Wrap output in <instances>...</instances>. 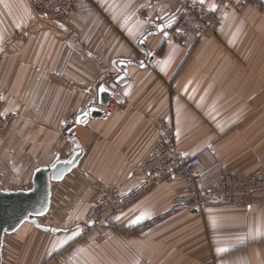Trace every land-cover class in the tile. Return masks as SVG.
<instances>
[{"label":"crops","instance_id":"1","mask_svg":"<svg viewBox=\"0 0 264 264\" xmlns=\"http://www.w3.org/2000/svg\"><path fill=\"white\" fill-rule=\"evenodd\" d=\"M186 1L79 0L55 22L31 0H0V104L18 114L0 142V186L29 188L37 167L84 149L40 218L58 231L25 222L7 235L3 264H264V194L179 203L188 182L176 175L85 231L93 184L119 194L138 186L160 120L183 155L199 156L205 183L264 168V9L203 0L226 21L217 36L183 44L164 24ZM120 61L128 82L116 92ZM102 83L115 109L77 124Z\"/></svg>","mask_w":264,"mask_h":264},{"label":"built area","instance_id":"2","mask_svg":"<svg viewBox=\"0 0 264 264\" xmlns=\"http://www.w3.org/2000/svg\"><path fill=\"white\" fill-rule=\"evenodd\" d=\"M79 0H31L37 14L50 21H65L76 9ZM229 9H239L247 0H220ZM225 18L196 0H187L184 10L168 18L165 32L168 37L186 44L199 43L217 32ZM121 90L117 85L116 92ZM106 111H113L115 105L109 103ZM18 117L15 112H6L0 104V142ZM160 137L154 153L143 164L144 177L138 186L119 194L102 181L93 185L90 212L86 218L85 231L106 224L116 213L141 198L162 181L180 176L187 180L188 189L178 198L179 203L193 202L197 205L221 202L248 203L253 194H264V168L247 175L224 173L211 183H205L199 168V156H186L176 144L175 128L164 120L158 122Z\"/></svg>","mask_w":264,"mask_h":264},{"label":"water","instance_id":"3","mask_svg":"<svg viewBox=\"0 0 264 264\" xmlns=\"http://www.w3.org/2000/svg\"><path fill=\"white\" fill-rule=\"evenodd\" d=\"M163 26L160 27V31ZM145 53L152 61L154 54L150 52L145 41L141 42ZM128 62H118V71L120 75L116 79L119 85H125L128 82V76L125 70ZM113 92L108 89L105 83L100 84L98 88V106H90L77 117V124H84L90 118H102L106 115L103 108L108 106ZM70 136H74L72 128L68 130ZM84 153V149L79 147L68 159L58 157L55 162L46 166L37 167L32 176V185L25 189H5L0 186V264H3V248L7 235L16 232L25 222H31L36 227L46 231L57 232L49 225L41 223L40 218L46 215L51 208L52 187L54 182L61 181L78 164Z\"/></svg>","mask_w":264,"mask_h":264},{"label":"rangeland","instance_id":"4","mask_svg":"<svg viewBox=\"0 0 264 264\" xmlns=\"http://www.w3.org/2000/svg\"><path fill=\"white\" fill-rule=\"evenodd\" d=\"M197 1V0H196ZM218 1V3H219V6L221 7V8H223L225 11H234V12H240V11H242V10H244L247 6H255V7H257V8H260V9H264V0H247V2L244 4V6L243 7H241V8H239V9H229V8H227L224 4H222L221 2H220V0H217ZM199 2V1H198ZM201 3V2H200ZM201 4H203V3H201ZM204 6H206L205 4H203ZM207 8H209L208 6H206ZM210 10H212V11H215V12H217L218 14H220V15H222L224 18H225V16L221 13V12H219V10H214V9H211V8H209ZM225 21H226V18H225ZM225 21H224V23H225ZM224 23L219 27V29L217 30V32L215 33V34H213V35H211V36H208V37H206V38H204L203 40H205V39H207V38H212V37H215V36H217L218 35V33H219V30H220V28L224 25ZM203 40H201V41H203ZM200 41V42H201ZM199 42V43H200ZM199 43H196V44H199ZM70 129V128H69ZM5 137V136H4ZM94 185V184H93ZM92 191H93V189H92ZM90 208H91V205H90ZM89 212H90V209H89ZM89 212H88V214H89Z\"/></svg>","mask_w":264,"mask_h":264},{"label":"snow or ice","instance_id":"5","mask_svg":"<svg viewBox=\"0 0 264 264\" xmlns=\"http://www.w3.org/2000/svg\"><path fill=\"white\" fill-rule=\"evenodd\" d=\"M201 3H203V0H201ZM213 7L215 8V5ZM117 219H119V217H117ZM141 219H143V217H141Z\"/></svg>","mask_w":264,"mask_h":264}]
</instances>
